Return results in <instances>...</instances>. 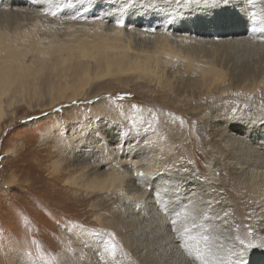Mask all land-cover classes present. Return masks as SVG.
I'll list each match as a JSON object with an SVG mask.
<instances>
[{
  "label": "rangeland",
  "instance_id": "374dc122",
  "mask_svg": "<svg viewBox=\"0 0 264 264\" xmlns=\"http://www.w3.org/2000/svg\"><path fill=\"white\" fill-rule=\"evenodd\" d=\"M1 1L5 2L0 3L1 10L27 4L41 12L58 4V13L52 8L54 16L98 17L108 24L131 18L134 27L146 30L161 28L149 24L154 20H204L210 26L232 23L243 7L244 19L249 24L254 21L256 27L244 37L257 43L231 40L208 45L198 40L191 48L197 56L204 54L222 65L232 86L240 85L246 72L249 78L264 79V46L259 44L264 43V0H242V4L235 0H186L184 4L175 0ZM12 14L0 15L1 21L9 24L18 16ZM197 75L181 66L169 85L158 88L135 83L128 76L106 79L92 82L81 99L69 103L49 108L47 99L33 101L31 109L23 103L14 107L13 116L7 109L0 127V264H199L200 260L258 264L264 259V244L248 247L245 238L255 233L252 238L261 239L256 236L264 216L257 219V214L264 208V195L261 206L247 199L243 177L234 169L235 159L226 155L236 150V155L250 162L263 159L264 149L244 147L230 135L244 141L243 130L249 124L260 125L256 128L264 131V84L249 97H207V86L202 88L205 85ZM104 146L112 153L110 159ZM123 156L139 162L154 159L173 171L143 184L145 192L139 193V200H127L119 191L75 194L63 183L76 174L88 179L116 163L126 167L120 161ZM210 168L215 170L213 176ZM128 180L137 182L130 187ZM124 183L125 194L138 191L128 188L141 186L133 171ZM149 199L153 205L147 209ZM170 237L172 242L166 241Z\"/></svg>",
  "mask_w": 264,
  "mask_h": 264
},
{
  "label": "bare ground",
  "instance_id": "6f19581e",
  "mask_svg": "<svg viewBox=\"0 0 264 264\" xmlns=\"http://www.w3.org/2000/svg\"><path fill=\"white\" fill-rule=\"evenodd\" d=\"M175 1H179L181 4L187 2L186 0ZM235 1H238L240 4L243 2L242 0ZM2 2L4 1H1L0 3ZM48 5L50 6V3H48ZM51 5L54 4L52 3ZM26 6L12 7L9 10L0 9V15H11L12 13H16L18 15H14L15 18L12 17L13 21L9 24L3 23L1 21L2 19H0V127L2 120L6 116L7 109L11 110L13 116L14 107L19 104L24 103L31 109V103L33 101L35 104H38L39 102H45L44 100L47 99V105H49V108H52L55 105L59 106L65 102L69 103L79 98L81 99L85 95V90L92 82H98L106 79L119 80L124 76H128L131 81L135 83H142L143 85H152L153 87L156 85L157 88L161 87L163 84L164 86H167L170 84L168 82L171 77L175 76L176 71L181 66L183 71L191 73L195 71L198 73L199 76L197 75V78L200 79L202 85H205L202 88L204 89V87L207 86V97L209 95L213 97H226L227 95L249 97L254 94L255 91H259L262 84H264V79L262 77L261 78L263 80L259 75L260 79H253L255 77L249 78V73L247 74L246 72V75L240 77V85L236 82L237 85L232 86L230 84V80L226 78L227 75L225 76V70H223L222 65L219 64V66H217L218 64L216 65L213 61L202 57L204 54L197 56L195 52L192 51L194 48H191L194 46L195 41H202L203 44L208 43V45H211L212 43L219 44V42L223 43L231 40L235 43H257V39H245L244 37V34H246L245 32H249L251 30L255 31L256 27L254 26V21H249V24L247 23L248 19H244L245 17H243L242 14L245 9H243V7L240 8V10H242L238 11L239 14H237V19L232 23L224 21L220 24L210 26L212 23L204 20L202 22H193V20L191 21L188 19H184L182 21L180 20L179 22H171L170 20L162 22L159 20L160 22H158L153 19L154 21H149V24H160L161 28L157 30H146L144 28L138 29L136 28L137 26L134 27L130 22L131 18L128 22H124L123 18L120 20L117 19V21L108 24L106 21L99 19L98 17L87 18V16L86 18H78L80 16L79 15L78 17L73 18L68 14L67 16L63 13V15L54 16V10L52 11V8L56 9V7H58L59 9L60 7L58 4L56 7H49V11H47V8L43 9L44 7H41V12L38 8H30L31 5H29L30 7ZM7 8L8 7L5 9ZM59 11L60 10H58L57 13ZM80 13L82 14V10ZM75 15L77 16V13ZM118 21H122V24H118ZM153 25L151 27H154ZM166 25L172 27V30H170L169 26L167 27ZM214 32L216 33L213 34ZM251 34H253V32ZM198 35H216L218 37L210 39L204 37L201 38ZM220 37L225 38L222 39ZM131 40H135V45L130 43ZM138 40L145 42V44L137 43ZM259 44L264 46L263 42ZM211 47H213V45ZM201 48H203L202 45ZM211 55L212 59L213 54ZM212 60H214V57ZM240 124H242V121ZM258 126L260 125L249 124L248 128L247 126L244 128L245 130H243V132H245V136H243V138L246 141H242V137H239V135L233 137L232 135H229L232 139L243 142L244 147L256 146L254 148L255 150L263 151L264 131L262 128L257 129L256 127ZM233 130L237 133L238 129L234 127ZM224 145L226 146L227 143L224 142ZM232 146L235 145L233 144ZM106 148L107 147L104 146V150L108 153V149ZM231 153L226 155H228L229 158L235 159L233 164L235 165L234 169L236 170L235 172L239 174L238 177L241 175L243 177L242 181L246 184H244V191L247 199L255 201L257 202V205L261 206L262 202L260 203V198L264 195V157L262 160L250 162L249 158L239 157L240 155H236V150L235 153L233 151H231ZM111 154L109 149L108 156H106L110 159L112 156ZM145 160L139 162L123 156V159L120 161L123 164H127V166L123 168H126L129 171L118 167V163L115 162L117 165L114 164L109 166L105 169L106 171L96 172L95 175L89 177L88 179H84L83 174H76L72 175V177L68 178V180L63 183L66 185V188H69L75 194H78L79 192L92 194L94 192L107 191L110 193L119 191L118 194L123 193V195H121L127 200H136L139 198V193L144 194L145 192V187H142L143 184L144 186H147L151 183L150 181L152 177L173 171V169H171L173 167L166 166L168 164L165 165L159 163L154 159L148 161ZM131 171L135 172L141 186L138 187L137 185L136 187L138 188H128V190L136 189L138 191L125 194L123 183ZM210 171L213 176L215 170L210 168ZM127 182L129 183L128 185L124 184L131 187L137 181L128 180ZM145 197L147 196L145 195L143 198ZM151 203L152 201L149 199L145 208L148 209L152 206L153 204ZM259 211L257 214L258 218L256 217L257 219H259V216H264V208L262 207L261 210L260 207ZM166 213H169V211H166L164 214ZM157 216H161L162 219L165 218L162 215ZM95 217L97 221H101L100 217ZM162 219L160 221H162ZM171 221L174 224V221ZM262 221L263 222L259 227V235L256 236L261 238L259 241L252 238L255 236V233H252L249 237L245 235L249 245L251 244L256 246L259 243V245L263 246L264 219H262ZM175 238H177V236ZM172 240L170 237L169 240L166 241L172 242ZM189 244L190 243L186 242L185 246H189ZM191 245L192 244H190V247H192ZM171 246L174 247L173 245ZM178 246L180 245L178 244ZM190 253L193 252L190 251ZM261 256H263V254H261ZM200 262L201 263L199 264H204L203 261L200 260ZM193 264L195 263L193 262ZM258 264H264V259H259Z\"/></svg>",
  "mask_w": 264,
  "mask_h": 264
},
{
  "label": "snow or ice",
  "instance_id": "6c2138e0",
  "mask_svg": "<svg viewBox=\"0 0 264 264\" xmlns=\"http://www.w3.org/2000/svg\"><path fill=\"white\" fill-rule=\"evenodd\" d=\"M53 15H55V13H53ZM73 18H75V17H73ZM118 24H122V21H118L117 22ZM242 243V242H241ZM252 245H249V247H251Z\"/></svg>",
  "mask_w": 264,
  "mask_h": 264
}]
</instances>
